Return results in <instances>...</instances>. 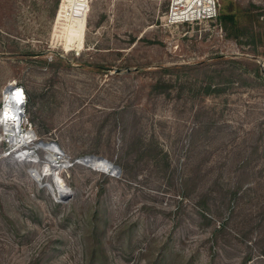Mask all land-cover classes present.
<instances>
[{
    "label": "rangeland",
    "instance_id": "rangeland-1",
    "mask_svg": "<svg viewBox=\"0 0 264 264\" xmlns=\"http://www.w3.org/2000/svg\"><path fill=\"white\" fill-rule=\"evenodd\" d=\"M171 3L0 0V264H264V0Z\"/></svg>",
    "mask_w": 264,
    "mask_h": 264
},
{
    "label": "bare ground",
    "instance_id": "bare-ground-1",
    "mask_svg": "<svg viewBox=\"0 0 264 264\" xmlns=\"http://www.w3.org/2000/svg\"><path fill=\"white\" fill-rule=\"evenodd\" d=\"M176 3H179L181 0H173ZM190 1V0H189ZM203 0H199V3ZM208 4H212L213 0H204ZM10 86H13L12 84ZM14 90V87L11 88V91L5 92V101L8 102L7 105H5V108L3 109L5 113V128L7 129V133L10 134V140L11 142L16 145L18 148H22L24 151L23 155L25 157V160L27 163H30L32 165L40 163L38 156L36 155L37 151H43L47 155L48 162H51L50 167L54 169H64L63 167V158L62 153L57 146L56 150H52L51 148L45 149V145L48 143L46 142H38L36 141V137L32 132L22 133L20 131V124L21 121L17 118L12 106H11V100L10 95H12V91ZM14 96V95H13ZM15 97L17 98L16 101H14V104L17 105L19 102H21V99L23 97V92L21 89H17L15 92ZM3 123V122H2ZM27 146H32L27 148ZM26 148V149H25ZM53 155V156H50ZM51 157V158H50ZM96 158V157H93ZM92 157H86L84 160H92ZM104 163L110 164L104 160H102ZM48 165V164H47ZM107 166V165H105ZM95 167V166H93ZM106 168V167H105ZM35 169V168H32ZM36 170V169H35ZM116 168L111 164L110 170L108 172H115ZM37 171V170H36ZM57 186V185H56Z\"/></svg>",
    "mask_w": 264,
    "mask_h": 264
},
{
    "label": "built area",
    "instance_id": "built-area-1",
    "mask_svg": "<svg viewBox=\"0 0 264 264\" xmlns=\"http://www.w3.org/2000/svg\"><path fill=\"white\" fill-rule=\"evenodd\" d=\"M213 14V15H212ZM215 17V6L214 3L208 4L204 0L199 3V0H181L179 3H176L172 0V3L169 7V10L167 11L165 15V23L168 26L173 25H181L186 24L190 22H194L196 20L200 19H206V18H212ZM9 88H5L4 93L11 91V88L14 87V90L12 91V95H10V104L17 116V118L21 121L20 124V131L23 133L22 126L25 124V110L24 107L26 105V97L24 95V91L22 88L17 86H8ZM17 89H21L23 92V97L21 99V102H19L17 105L14 104V101H16L15 92ZM3 93V94H4ZM14 95V96H13ZM8 102L5 101V95H3V101H2V107L0 110V125L5 128V113L3 109L5 108V105H7ZM3 122V123H2ZM6 129V128H5ZM7 130V129H6ZM7 132V131H6ZM27 133V132H25ZM5 136H10L9 133H4ZM21 158L22 161H26L25 157L22 154L18 156Z\"/></svg>",
    "mask_w": 264,
    "mask_h": 264
},
{
    "label": "water",
    "instance_id": "water-1",
    "mask_svg": "<svg viewBox=\"0 0 264 264\" xmlns=\"http://www.w3.org/2000/svg\"><path fill=\"white\" fill-rule=\"evenodd\" d=\"M6 88H9L8 86ZM93 158V157H92ZM103 160V159H102Z\"/></svg>",
    "mask_w": 264,
    "mask_h": 264
}]
</instances>
